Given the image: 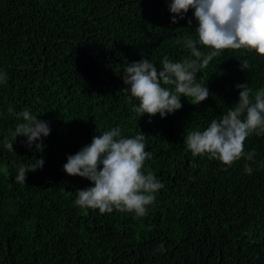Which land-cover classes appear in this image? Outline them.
I'll return each mask as SVG.
<instances>
[{
	"label": "trees",
	"instance_id": "1",
	"mask_svg": "<svg viewBox=\"0 0 264 264\" xmlns=\"http://www.w3.org/2000/svg\"><path fill=\"white\" fill-rule=\"evenodd\" d=\"M170 2L0 0V264H264V135L244 142L253 161L231 167L194 157L184 141L235 106L236 84L253 96L264 89V56L225 50L197 74L209 97L194 105L182 96V108L164 118L140 116L139 101L123 90L129 63L144 57L159 69L165 56L190 55L177 40L196 39L193 10L174 24ZM25 109L51 129L43 152L23 136L14 151L4 147ZM117 126L125 138L146 135L143 171L164 185L142 218L81 209L77 190L91 182L63 169L68 155ZM40 157L43 167L18 183L19 167Z\"/></svg>",
	"mask_w": 264,
	"mask_h": 264
},
{
	"label": "clouds",
	"instance_id": "2",
	"mask_svg": "<svg viewBox=\"0 0 264 264\" xmlns=\"http://www.w3.org/2000/svg\"><path fill=\"white\" fill-rule=\"evenodd\" d=\"M172 23L185 19L190 9L196 21V39L190 36L177 40V44L190 51V55L173 62L167 56L161 61L162 68L142 57L128 64L121 74L124 91L130 92L139 101L135 111L149 117L160 114L161 118L182 108L181 97L199 105L209 95V89L197 74L208 67L213 58L225 50L254 51L264 56V0H171L168 5ZM193 19L187 23L192 25ZM201 48L210 51L205 53ZM246 70L248 62L240 61ZM119 73V72H118ZM7 82V74L0 72V84ZM169 86V87H165ZM239 99L233 108L219 120L213 119L203 131H191L184 137L192 155L216 159L231 167L243 158L253 161L255 150L245 151L244 142L255 135H264V89L254 96L247 83L235 85ZM13 113V109H8ZM23 122L17 124L13 140H4V147L14 151L13 142L18 136L26 137L29 150L43 152V138L50 134L48 122L40 120L25 109L15 114ZM151 122V121H149ZM146 135L137 133L125 138L119 126L94 135L90 144L84 145L75 154L67 156L63 165L69 176H79L91 182V186L77 190L75 204L81 209H98L101 214L116 211L145 217L149 207L155 204L156 193L164 187L152 172L143 171L151 153L145 150ZM43 157L31 165H21L16 181L26 184L29 171L41 169ZM245 172L251 175L254 169L245 164ZM164 251L163 245L159 246Z\"/></svg>",
	"mask_w": 264,
	"mask_h": 264
}]
</instances>
